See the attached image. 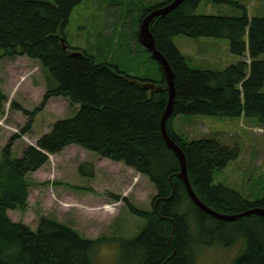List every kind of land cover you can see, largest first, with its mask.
Wrapping results in <instances>:
<instances>
[{"label": "trees", "instance_id": "16d2710c", "mask_svg": "<svg viewBox=\"0 0 264 264\" xmlns=\"http://www.w3.org/2000/svg\"><path fill=\"white\" fill-rule=\"evenodd\" d=\"M83 1L0 0V56L25 55L38 61L47 87L42 103L25 112L33 119L50 98L59 96L78 105L73 116L57 120L37 141L40 149L28 146L21 157H15L12 146L20 136L16 134L1 152L0 264H99L96 255L100 247H111L113 242L125 264H197L208 240L204 232L203 237L196 236L192 224L201 226L202 222L206 227L207 219L215 220L213 230L224 236L215 237L214 243L242 245L233 264H264V216L221 219L189 197L178 175L180 161L161 132V118L168 104L165 79L158 83L132 76L116 65L96 61L85 50L74 55L80 49L70 46L66 39L69 46L63 47L61 39L66 38L73 8ZM171 1L144 7L134 19L136 26L147 13ZM203 1L184 0L151 23L156 48L175 72L174 109L167 131L185 153L191 185L205 205L224 214L264 209V188L252 192L251 187L244 194L214 181L215 171L239 159L238 145L230 147L214 137L188 139L173 126L176 116L203 115L239 118L246 125L264 127V16L250 18L243 5H238L242 9L239 16L197 14ZM177 35L226 38L230 52L245 58L222 69L192 68L174 43ZM147 82L160 86V90L146 87ZM4 100L0 89V112ZM31 125L29 122L22 132H28ZM71 144L122 162L154 183L157 194L150 210L138 209L123 198L145 221L136 235L87 239L52 218L42 217L33 230L9 217L10 210L27 207L31 187L28 174L49 161L46 153H60ZM80 170L87 174L84 165ZM191 214H195L194 219Z\"/></svg>", "mask_w": 264, "mask_h": 264}, {"label": "rangeland", "instance_id": "374dc122", "mask_svg": "<svg viewBox=\"0 0 264 264\" xmlns=\"http://www.w3.org/2000/svg\"><path fill=\"white\" fill-rule=\"evenodd\" d=\"M165 1L84 0L73 8L65 39L70 46L84 49L98 62L116 65L132 76L159 83L164 78L161 66L140 42L139 27L134 19L144 7H155ZM238 5L247 8L250 18L264 16V0H204L196 13L239 16L242 9ZM174 43L185 55L189 66L196 69H222L245 58L230 52L226 38L177 35ZM0 89L5 94L0 112V156L14 133H21L13 142L15 157H21L23 151L37 144L57 120L70 117L78 109L68 98L54 97L31 119L25 111L32 112L42 103L46 83L39 63L22 55L0 56ZM14 103L15 107L12 106ZM29 122L32 123L30 130L23 133L22 129ZM242 123L243 119L239 118L182 115L174 117L173 126L188 139L214 137L230 147L237 144L239 159L227 168L215 171V183L226 184L244 194L251 187L252 192H262L264 133L254 132L256 124L245 127ZM81 165L86 170L93 167L92 176L84 175L80 171ZM28 180L31 187L26 209L10 210L9 217L33 230L42 217L52 218L70 225L87 239L101 235H136L145 221L132 212L123 198L138 209L150 210L157 194L148 176L74 144L51 155L48 163L28 174ZM116 196L118 200L114 198ZM107 205L109 207H105ZM191 216L194 219L195 214ZM207 222L206 227L200 223L202 228L198 222L192 224L196 236L203 237L204 232L208 240L200 250L197 264H233L242 245L214 243L215 237L224 236L216 235L213 230L215 220L207 219ZM115 243L111 247L108 244L100 247L96 255L99 264H125L118 248L116 253Z\"/></svg>", "mask_w": 264, "mask_h": 264}, {"label": "water", "instance_id": "95a60500", "mask_svg": "<svg viewBox=\"0 0 264 264\" xmlns=\"http://www.w3.org/2000/svg\"><path fill=\"white\" fill-rule=\"evenodd\" d=\"M184 0H173L170 3L155 8L149 13H147L146 16L143 17L140 27H139V39L143 43V45L152 52V57L156 59L163 71L165 81L168 86V104L166 106L165 112L161 118V132L164 136V139L167 143V146L174 151V153L177 155L178 159L180 160L181 170L179 172V177L184 181L187 191L189 195L191 196V199L203 210L215 215L218 218L225 219V220H231L236 219L239 217H243L245 215L250 214H258L261 216H264V209L258 208V209H252L247 212L238 213V214H224L220 212H216L209 206L205 205L200 198L195 193L190 179L188 177V170H187V158L185 156V153L183 152L182 148L170 137L168 131H167V120L170 117V115L173 113L174 109V101H175V73L167 60V58L161 53L155 45V39L153 36V33L151 31V23L152 21L160 16H163L170 12L171 10L178 7ZM76 55H79V53L76 52ZM146 87H149L151 89L154 88V84H145ZM157 90H160V88H157Z\"/></svg>", "mask_w": 264, "mask_h": 264}, {"label": "bare ground", "instance_id": "6f19581e", "mask_svg": "<svg viewBox=\"0 0 264 264\" xmlns=\"http://www.w3.org/2000/svg\"><path fill=\"white\" fill-rule=\"evenodd\" d=\"M139 34V33H138ZM61 41H62V43H63V47H68V44L66 43V41H65V38L64 37H62V39H61ZM141 42V41H140ZM142 43V42H141ZM143 44V43H142ZM76 51H78V50H76ZM73 54L74 55H76V53L75 52H73ZM175 73V72H174ZM176 92V91H175ZM173 114V113H172ZM171 114V115H172ZM170 115V116H171ZM180 161V160H179ZM187 170H188V167H187ZM189 176V175H188ZM193 186V185H192ZM195 191V190H194ZM189 194V193H188ZM189 197L191 198V196L189 195ZM192 200V199H191ZM193 201V200H192ZM194 202V201H193ZM195 203V202H194ZM196 204V203H195ZM197 205V204H196ZM210 207V206H209ZM213 210H215V209H213ZM216 212H219V211H217V210H215ZM207 213H209V212H207ZM242 213V212H241ZM8 214H9V212H8ZM209 214H211V213H209ZM233 214H238V213H233ZM212 216H214V217H216L215 215H213V214H211ZM246 217V216H245ZM237 219V218H236ZM236 219H231V220H236Z\"/></svg>", "mask_w": 264, "mask_h": 264}]
</instances>
